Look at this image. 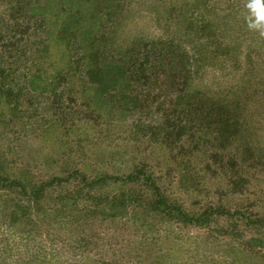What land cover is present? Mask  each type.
Masks as SVG:
<instances>
[{"label": "rangeland", "instance_id": "obj_1", "mask_svg": "<svg viewBox=\"0 0 264 264\" xmlns=\"http://www.w3.org/2000/svg\"><path fill=\"white\" fill-rule=\"evenodd\" d=\"M10 1L0 0L2 174L9 176L10 180L23 182L29 192L33 185L38 187L40 181L46 182L54 175L66 177L75 170L83 172L86 182H91L104 173L126 176L135 167H143L161 175V189L168 201L180 204L189 214L209 211L213 207H224L232 213L249 206L253 208V215L264 216L263 165L250 167V159L241 163L240 176L244 178H238L232 184L235 179L230 174L233 172L219 169L215 157L209 153L211 150L202 144L195 152L190 141L184 144V150L189 151L190 156L194 153L196 162L180 158L181 154L186 155V151L180 150L179 144L167 148L154 144L157 137L164 135L159 128L156 131L161 135L149 133L136 140L130 138L128 132L127 140L112 142L116 135L112 130H117L120 125L128 128V124H120L126 118L121 113L115 114L118 109L115 106L127 101L115 99L112 110L109 99L101 101L102 91L98 87L105 88L108 80L96 85L97 82L90 81V78L87 82L79 78L67 84L69 90L60 81L50 84L52 74H58L56 71H60L68 60V47L73 39H78L81 30L72 27L69 19L66 22L61 20L66 27L62 31L59 25L51 36L48 31H42L38 37L28 30L22 32V27L19 30L14 26L18 20L9 17ZM127 1L130 3L125 5L126 11L116 27L126 40L122 43L129 45L132 43L130 38L136 41L141 36L154 38L164 33L157 20L170 18L174 10H169V6L174 0ZM25 3V6L29 4ZM97 4L104 10L102 19H108L109 29L117 15L108 11L103 0H97ZM182 12L183 8H178L176 15ZM25 20L34 25V20ZM127 22L129 25L125 26ZM122 24L125 27H121ZM178 26L173 27L174 31L178 28L184 30L187 24ZM253 27L256 33L264 32L259 24H253ZM62 34L65 39L60 38ZM119 45L125 47L115 43V46ZM120 50L116 49L119 53ZM72 58L82 64L78 56ZM52 63H56V67H52ZM204 70L193 83L205 86L207 91L209 86L226 85L224 71L217 72L210 65ZM96 100L100 101L99 107L93 104ZM95 110L99 114L105 113L104 118L109 113L108 119L118 126L114 124L111 130H106L97 116L87 122L88 115ZM52 119L59 123L53 124L54 130L49 128ZM105 131L111 138H105L104 142ZM2 180L0 240L13 246L11 252L14 255L0 250V264H29L28 260L33 261V257L38 259L33 264H149L148 261L158 260L160 256L166 263L168 261L167 264H264V251L257 253L244 248L241 237L225 231L222 236H215L211 231L223 228L228 229V233L232 232L231 229L243 232L246 241L251 236L264 239L263 230L249 226L246 219L227 215L211 218L201 225L185 226L177 220L167 219L147 205L153 196L143 184L110 182L90 187V183L86 186L83 177L76 176L66 184L62 183L64 185L46 186L44 194L35 202V199L29 200L22 187L15 184L5 186L6 181ZM96 194L105 198L131 194L147 207L130 211L127 205H120L121 208L112 209L109 202L110 206L105 202L97 205ZM71 195H75L74 202L62 203V197ZM90 196H94L93 199ZM4 205L13 207L15 213H12L11 220L3 210Z\"/></svg>", "mask_w": 264, "mask_h": 264}, {"label": "trees", "instance_id": "obj_2", "mask_svg": "<svg viewBox=\"0 0 264 264\" xmlns=\"http://www.w3.org/2000/svg\"><path fill=\"white\" fill-rule=\"evenodd\" d=\"M103 1L108 11L117 15L109 29V21L107 18L102 19L104 10L97 4V0H11L8 8L9 17L14 21L18 20L14 26L19 30L22 27V32L28 30L35 37L42 31H48L51 36L59 25L63 31L66 25L61 20L66 22L70 19L71 26H77L81 30L78 39H73L68 47V60H65L60 71H56L58 74H52L50 84H58L60 81L67 86L79 78H84L86 82L90 78V81L97 82L98 85L108 80L105 88L101 90L98 87L102 91L99 97L103 102L109 99L111 110L115 99L127 101L115 106L118 107L115 114L121 113L126 118L122 123L118 122L122 125L128 124V128L109 120V113L104 118L105 113L99 114L96 110L88 115L89 119L86 121L97 116L106 130H111L116 124L118 127L117 130H112L116 133L115 139H111L112 142L127 140L128 132L130 138L136 140L145 138L149 133L161 135L156 131L159 128L164 135L157 137L154 144L166 148L179 144L180 150H184V144L190 141L194 144L193 152L202 144L208 151L211 150L209 153L215 157L219 169L234 173L230 174L235 179L232 184L238 178H244L240 176L241 163L250 159V167L264 166V32L259 34L253 31V24H259L264 29V22L256 23V16L249 8L251 0H174L169 6V10H174V13L171 11L170 18L164 20L165 22L157 20L158 27L164 33L154 38L141 36L136 41L130 38L132 43L129 45L122 43L126 40L116 27L119 25L118 19L126 11L125 5L130 2ZM25 2L29 4L25 6ZM178 8H183L180 15H176ZM25 18L34 20V25ZM185 22L187 26L184 30L178 28V31H174L173 27ZM98 24L99 28L94 29ZM127 25L129 22L125 24ZM31 26L33 27L30 28ZM60 38H64L63 34ZM116 42L125 47L115 46ZM116 49L122 50L119 53ZM74 56H78L82 64L79 65L72 58ZM51 65L56 67V63ZM207 65L217 72L221 70L226 73V85L219 82L222 85L209 86L207 91L205 86L193 83L205 72ZM67 89L70 87L67 86ZM93 104L99 107L100 101L96 100ZM53 124L59 123L52 119L50 130H54ZM103 137L104 142L107 140L105 138H111L107 131L103 132ZM184 151L186 155L181 154L180 158H189V161L196 162L194 153L190 156L189 151ZM3 168L4 166H0V170ZM148 171L143 167H135L126 176L104 173L99 178L86 182L85 174L75 170L66 177L54 175L46 182L40 181L38 187L33 185L31 192L26 191L23 182L10 180L1 171L0 181L5 179V186L15 184L22 187L29 200L35 199V202L44 194L46 186H54L56 183L58 186L64 182L66 184L76 176L83 177L86 186L90 183V187L110 182L126 185L139 183L151 190L150 196L153 199L147 205L167 219L177 220L185 226L201 225L211 218L227 215L229 218L246 219L249 226L264 231V216L253 215V208L249 206L235 209L232 213L224 207H213L209 211L189 214L180 204L168 201L161 189V175ZM231 189L232 185L229 190ZM74 197L75 195L62 197V203L74 202ZM93 197L90 196L91 199ZM95 197L98 200L97 205L110 203L112 209L120 205H127L130 211L147 207L131 194H116L109 198L96 194ZM3 210L11 220L12 213H15L12 211L13 207L4 205ZM211 231L215 236H222L225 231L226 234L241 237L244 248L257 253L264 251V239L261 237L251 236L245 241L243 232L238 233L231 229L232 232L228 233L229 230L223 228H213ZM23 239L22 242H25ZM0 246L2 253L14 255L11 252L13 246L9 242L7 245V241L0 240ZM29 260V264L38 262L34 257L33 261ZM164 260L160 256L158 260L148 263L167 264L168 261L166 263ZM4 261L9 263L7 259Z\"/></svg>", "mask_w": 264, "mask_h": 264}, {"label": "clouds", "instance_id": "obj_3", "mask_svg": "<svg viewBox=\"0 0 264 264\" xmlns=\"http://www.w3.org/2000/svg\"><path fill=\"white\" fill-rule=\"evenodd\" d=\"M249 8L256 16V23L264 22V0H251Z\"/></svg>", "mask_w": 264, "mask_h": 264}]
</instances>
